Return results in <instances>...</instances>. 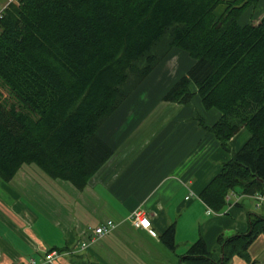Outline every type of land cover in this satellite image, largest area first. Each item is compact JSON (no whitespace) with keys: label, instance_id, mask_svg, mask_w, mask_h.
Here are the masks:
<instances>
[{"label":"trees","instance_id":"obj_1","mask_svg":"<svg viewBox=\"0 0 264 264\" xmlns=\"http://www.w3.org/2000/svg\"><path fill=\"white\" fill-rule=\"evenodd\" d=\"M258 0H19L0 17V178L30 165L83 189L114 150L98 129L175 50L192 64L163 99L198 96L219 111L202 127L229 152L199 193L215 212L225 196L264 192V17L241 24ZM225 8L217 15L216 9ZM249 132L236 151L229 140ZM259 179H262L260 181ZM264 208V207H262ZM174 224L160 240L175 248ZM264 235V215L250 214L245 232L218 237L214 258L199 237L183 254L191 264H226Z\"/></svg>","mask_w":264,"mask_h":264},{"label":"crops","instance_id":"obj_2","mask_svg":"<svg viewBox=\"0 0 264 264\" xmlns=\"http://www.w3.org/2000/svg\"><path fill=\"white\" fill-rule=\"evenodd\" d=\"M224 8L219 5L216 14ZM262 17L264 0H258L239 22ZM191 64L175 50L107 117L98 135L114 152L83 189L30 165L8 182L0 178V264H191L182 257L199 237L217 258L224 251L220 235L245 232L250 214L264 215V208L256 209L243 195L221 214L206 213L198 195L230 154L202 124L211 126L220 113L204 108L198 96L187 104L163 99ZM244 131L229 140L231 150L248 139L247 131L238 141ZM188 189L195 195L185 200ZM137 207L149 213L150 230L130 224L128 216ZM108 219L115 222L114 230L96 236L95 227ZM170 224L173 250L160 240ZM50 251L57 254L44 261ZM246 252L255 264H264V235L256 236ZM226 264L246 262L234 255Z\"/></svg>","mask_w":264,"mask_h":264},{"label":"built area","instance_id":"obj_3","mask_svg":"<svg viewBox=\"0 0 264 264\" xmlns=\"http://www.w3.org/2000/svg\"><path fill=\"white\" fill-rule=\"evenodd\" d=\"M12 1L17 2L19 0H7V3L2 8H0V17L2 16L6 6ZM194 195H195L194 191L191 189H188V193L185 196V200L192 198ZM239 196H242V194L237 193L236 191L228 192L225 196V200L227 202V205L225 208H227L234 199L238 200ZM251 198L254 201V206L256 209H261L262 207H264V192H256L253 195H251ZM206 213L207 214H221L222 211L215 212L210 207L206 206ZM128 220L130 224L136 229L150 230L151 228L150 215L144 208L137 207L133 209L130 215L128 216ZM115 227H116L115 222L113 220L108 219L100 223L97 227H95L94 233L96 234V236L101 237V236L108 234L112 230H114ZM80 245L85 246L86 242L82 241L80 242ZM56 254H57L56 251H50L46 253L44 256V261L51 260L53 256H55ZM31 264H35V261L32 260Z\"/></svg>","mask_w":264,"mask_h":264},{"label":"rangeland","instance_id":"obj_4","mask_svg":"<svg viewBox=\"0 0 264 264\" xmlns=\"http://www.w3.org/2000/svg\"><path fill=\"white\" fill-rule=\"evenodd\" d=\"M6 3H7V0H0V8H2ZM253 23H255V22L253 21ZM246 133H247V131H244V132L239 136L238 141H240V140H241V137H242V136L244 137V135H245Z\"/></svg>","mask_w":264,"mask_h":264},{"label":"water","instance_id":"obj_5","mask_svg":"<svg viewBox=\"0 0 264 264\" xmlns=\"http://www.w3.org/2000/svg\"><path fill=\"white\" fill-rule=\"evenodd\" d=\"M260 181H262V179H259Z\"/></svg>","mask_w":264,"mask_h":264}]
</instances>
